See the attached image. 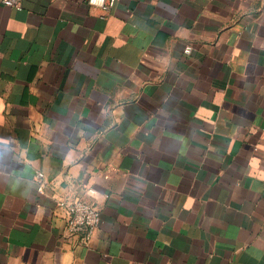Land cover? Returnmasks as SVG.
I'll use <instances>...</instances> for the list:
<instances>
[{"label": "crops", "instance_id": "crops-1", "mask_svg": "<svg viewBox=\"0 0 264 264\" xmlns=\"http://www.w3.org/2000/svg\"><path fill=\"white\" fill-rule=\"evenodd\" d=\"M20 1L0 3V264H264V0ZM73 198L100 211L86 246Z\"/></svg>", "mask_w": 264, "mask_h": 264}, {"label": "built area", "instance_id": "built-area-1", "mask_svg": "<svg viewBox=\"0 0 264 264\" xmlns=\"http://www.w3.org/2000/svg\"><path fill=\"white\" fill-rule=\"evenodd\" d=\"M86 2L89 6L107 12L112 8L115 0H86ZM0 3L18 10L21 9L20 0H0ZM41 178L42 174H38L37 180L40 182L38 186L39 191L43 188ZM59 207L63 210L68 234L72 237L79 238V243L86 246L91 237L92 231L99 226V209L95 205L79 198L67 200L60 204Z\"/></svg>", "mask_w": 264, "mask_h": 264}]
</instances>
